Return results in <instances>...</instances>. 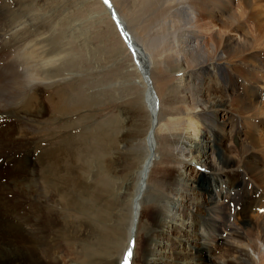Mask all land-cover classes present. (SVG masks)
I'll return each mask as SVG.
<instances>
[{"label": "rangeland", "instance_id": "1", "mask_svg": "<svg viewBox=\"0 0 264 264\" xmlns=\"http://www.w3.org/2000/svg\"><path fill=\"white\" fill-rule=\"evenodd\" d=\"M238 2L241 6L234 1L232 13L237 10H243L245 15L242 19L243 28L239 32H229V30L225 32V29H219L218 26L210 27L207 25L205 27L203 26L205 23H200L202 28L197 30L200 40L198 37L195 39V42L198 40V43H200L203 51V60L207 61V66L210 68V71H207L201 80L203 107L206 108V111L209 110V115L213 117L216 127H222L225 124L223 131L218 137L221 149L216 150V158L222 157V153L230 158L234 164L229 171L230 175L216 179L209 174H205L197 178V171L203 172L199 166L193 167L189 163H184V159L178 157L177 151L172 148L170 151L168 148L170 153L164 150L161 137L165 135L173 143V137L168 131L173 125L167 121L169 118L167 116L169 106L167 103L164 104V97L159 95L157 84L152 79L153 87L159 99V112L161 113L159 129L155 134L158 143V152L156 153L158 158L147 173L145 186L140 196V210L136 230L133 232L134 248L132 249L130 264H152L154 262L157 253L148 254L150 242H153L152 246L155 244L153 249L159 250V253L165 255V251H168L169 246L167 244L170 240L167 239L174 238L176 234L171 229L168 232H166L167 228L163 230L161 228L162 224H155L154 216H158L161 210L165 212L163 213L166 218L159 217L158 220L161 223L168 221L180 222L183 219V212L198 219L199 203L209 199L202 182H212L213 185L220 183L223 179L226 181L223 187H217L218 189L209 188L213 204H220L221 196L226 192H232L227 180L231 182L234 180V178H231L235 174L232 169L234 170L240 165L241 159L239 160V158L244 151L250 152L251 156L249 157L251 160L249 162H254L256 169L257 167L259 168L258 174L262 180V184L259 186L263 195L259 194L256 198L258 201L256 200L257 202H254V205L251 204L250 212L244 223H241L239 217L230 220L228 225L236 228L242 234L241 238H236L224 227L214 234H206L205 227L202 224L203 221L199 217L201 223L195 226L198 235V240L195 242L205 250L199 253V251L187 247L186 244L184 246L177 244L175 251L176 253L184 252L182 255L185 254L184 259L187 258V261H182L183 263L224 264L225 260L223 257L230 254L227 253L228 250L238 249L247 254V260L244 264H261L258 260V255L250 249L243 234L245 233L244 229H247L248 232L252 233L253 237H256L260 232L256 229L258 222L264 219V20H262L264 15H262V19L259 18L263 26L256 24L251 16V14L255 15L258 13L260 9L264 11V0H257L252 6V1L248 0V5L251 7H247L245 2ZM0 13L9 21L7 30L12 33L32 32L33 36L40 41L41 49L52 52V56H55L54 58L58 57L50 72L52 79L50 81L43 80L42 84L44 87H39L36 91L38 101L50 99L55 93L58 95L62 93L67 95L71 102H92L90 105L81 107V109L77 108L67 114L49 112V109H47V112L40 114V117L36 119L37 123L34 132L40 137V140H37L39 142L37 154L41 155L43 151L55 150L57 155H64L65 149H73V144L80 141L81 138L79 139V137L81 135L83 137L87 136L82 138L86 142V144L81 142L83 147H79L77 143L80 151L78 150L79 153L77 152L76 158L70 155L69 162L66 161L68 167L64 170L69 172L70 178L74 177L75 179L81 167L85 163L87 164L85 166H87L88 172L86 171L82 175V184L87 192L85 199L91 205L95 203L94 205L104 212L106 216L105 220L101 222H96L95 220V227L93 228L92 226L90 229L82 224L79 219H76L79 223L74 225V220L72 222L73 226H70L67 233L68 245H66V238L57 244V252L62 255L58 264H122L125 252L129 248V243H131L129 241V226L133 214L132 200L135 194L136 178H138L137 171L140 166L141 156L145 151L143 137L145 136L149 119L143 99L144 85L141 82L142 79L139 73L133 66V58L121 39L111 15L106 11L100 0H0ZM213 35H219L223 38L229 37L231 46H234L235 43L238 44L234 46L233 51L226 53L225 59H223L226 63L225 71L220 75L216 70H213V67H210L212 66L210 59L215 55V46H213L211 41ZM243 35L248 37L252 49L248 47L245 51H242L238 47L243 43ZM253 41L255 42L253 43ZM147 50L151 52L149 47H147ZM151 54L157 67H165L167 70L164 76L162 73L156 72L160 76V79L158 78L159 81L163 77L168 78L167 80L170 81L166 86L168 90L165 91V94H167L165 102H167L169 91L172 90L171 92L173 93H170V96L174 98V104L172 105L175 109L180 110L185 106L187 97L195 94L191 88H189V91H184L181 88L179 79L182 73L175 71L177 66L183 69V64H187V59L179 57L176 61L168 52L161 56H157L154 53ZM253 57L254 60H252ZM167 59L171 63L170 66L165 65L167 64ZM249 60H252L251 63ZM254 61L258 62L259 67L255 65L256 62ZM186 83H188L186 87L194 86L192 79H186ZM225 84L234 88L235 96L231 97L224 92ZM258 86L260 87L259 89H257ZM254 87L255 90H252ZM248 89H251L252 92H257L259 97L253 100L255 103L254 109L246 110L243 113L237 108L244 101L243 91H248ZM244 97L246 98V95ZM226 99L228 101L225 108H217L215 106V101H221L220 103H222V100ZM43 106H41L40 110L43 109ZM200 111L194 112L199 113ZM4 117L8 119L10 115L9 117L3 116L4 124H8L9 129L12 121L8 119V122ZM111 127L114 128L112 131ZM82 132L85 133L83 134ZM107 132L110 140L116 136V143L105 152L91 151V154H87L86 148L92 147L93 141H96L101 134H107ZM236 132H239V138L241 139H238L243 142L237 139ZM12 137L14 143L4 144L2 153L12 160H17L21 156L17 144L18 134ZM66 141H70L71 145L67 144ZM104 141L108 144L107 138ZM57 151H60V153ZM83 159L85 160L84 162ZM72 161H75V165H73ZM42 165V163L37 165L33 163L32 167H34V170L32 169L31 175L32 181L35 180L38 183L37 190L43 184L48 187L43 190V193L39 192L41 196L46 197L51 194V186L55 184L58 186L61 181H65V173L62 166H59L57 169L62 170L50 175L48 171L45 172L40 169ZM202 178H206V180L202 181ZM176 181H181L187 186L185 190V187L183 188L182 186V190L177 195L171 196L167 188ZM103 182H107V184ZM197 182L201 183L198 184V190H194ZM259 182L261 181L256 179V183L259 184ZM52 195L54 196V194ZM188 195L192 204L186 206L185 198ZM49 203L45 207L44 205L48 204L47 200L42 203L38 202L37 207L41 217L48 216L53 225H55L54 229L56 231L54 235H57L58 232H61L58 222L62 223L65 228L69 227H66L67 224L60 220L61 218L58 214H63L65 218H68L71 213H62L57 209L60 206L57 202V207L51 201ZM45 209L54 213L49 214ZM76 212L79 213H74V216L88 217L80 211ZM205 217L213 218L217 223L219 222L216 215L211 212L207 213ZM89 220L91 221L92 219L89 217ZM81 229L85 230V235L79 233ZM88 229L89 231H87ZM94 229L95 233L92 232ZM97 230L100 233H108L111 237L109 236L108 238L109 243L107 242L102 250L99 249L100 251L96 253L95 257H91L88 252H96L97 238L100 239V234ZM162 231V237L167 238L165 240H161L158 235ZM188 236L191 239V234H188ZM77 237L81 240L79 246L82 249L76 245L75 241L77 240L75 238ZM179 238L181 237L179 236ZM72 244L76 246H74L75 249L71 255L68 249L73 248ZM169 244L171 245V242ZM164 245L167 247L165 248ZM189 252L192 253L191 256ZM83 256H87V258L90 256L92 262L82 263L81 258ZM157 258H159L158 255ZM179 262L181 261H176V263ZM171 264H175V262Z\"/></svg>", "mask_w": 264, "mask_h": 264}, {"label": "bare ground", "instance_id": "2", "mask_svg": "<svg viewBox=\"0 0 264 264\" xmlns=\"http://www.w3.org/2000/svg\"><path fill=\"white\" fill-rule=\"evenodd\" d=\"M234 1H236L239 6L241 5L238 1L241 3L245 2L247 7H251L257 0H251V6L248 5V0H107V2L100 0L105 6L106 11L111 15V18L115 16V18L118 19L117 21L120 27L117 28L115 23L114 25L118 29L120 37L127 49L129 50L127 44L134 48L135 55H133L130 50L129 53L132 58L135 56V60L139 64L138 67L133 59V66L139 73L142 79L141 82L144 85L143 99L149 115L147 130L143 137L145 151L141 156L140 166L137 171L138 178H136L135 194L132 200L133 214L129 226L130 242L134 239L133 232L136 230L138 221L140 196L145 186L144 183L147 178V173L158 158L156 154L158 152V143L155 134L159 129L161 113L159 112V99L153 87L152 79H154L157 84L159 95L164 97V104L167 103L169 106V111H167V116H169V118L167 121L169 124L173 125L168 129L173 137V143L168 140L165 135L161 137L164 150L170 153L169 151L172 148L177 151L178 157L184 159V163H189V165L191 164L193 167L199 166L203 172L197 171V178L205 174H209L216 179L223 178L228 174L230 175L229 171L234 165L230 158L223 155V153L222 157L216 158V150L221 149L218 137L221 131H223L222 129L225 124H223L222 127H216L213 117L209 115V110L206 111V108L203 107L204 101L202 100L201 80L204 74L210 71V68L207 66V61L205 62L203 60V51L200 47V43H198V40L195 42V39L198 37L200 40L197 31L202 28L200 23H205L203 25L205 27H207V25L210 27L218 26L219 29H225V32H227L226 30H229V32H239L240 29L243 28L242 19L245 15L243 10H237L235 13H232ZM262 15H264V11L260 9L255 15L251 14L252 20L256 22V24L258 23V25L263 26V23L261 24L259 19H262ZM246 17L248 18V16ZM8 25L9 21L0 13V264H58L62 255L60 252H57V244L66 238V245H68L67 233L70 226H73L72 222L75 220L73 224L77 225L79 222L76 219H79L82 224L90 229L92 226L93 228L95 227V220L96 222H101L105 220L106 216L104 212L94 205L95 203L91 205V203L85 199L87 197V192L82 184V175L85 174L86 171L88 172V168L85 166L87 164L85 163L81 167L75 179L74 177L70 178L68 175L69 172L64 170L68 167L66 161L69 162L70 155L75 158L77 157V152L80 149L77 145L79 144V147H83L81 146V142L82 144H86L82 138L87 136L83 137L81 135V137H79V139L81 138L80 141L77 142L78 144L76 142L73 144L75 149H65L64 155H57L55 150L43 151L40 155L37 154L39 149V142H37V140L39 141L40 137L34 132L37 123L36 119L40 117V114L47 112V109H49V112L67 114L77 108L81 109V107L87 106L88 104L90 105L92 102L89 100H87L89 102H71V100H69L70 98L62 93L61 95L55 93L50 99L47 98L46 100L38 101L36 91L39 87H44L42 84L43 80L50 81L52 79L50 72L58 60V57L54 58L55 56H52V52L50 53L41 49L40 41L33 36L32 32L12 33L10 30H7ZM151 36L153 37L151 38ZM243 36V43L241 42L242 45L238 47H240L242 51H245L248 47L252 49L248 37L246 35ZM228 38L213 35L211 40L213 46H215V55L210 59V64L212 65L210 67H213V70H216L219 75L225 71L226 63L223 59H225L226 53L233 51L234 46L238 45L235 43L234 46H231V41ZM254 42L255 41H253V43ZM147 47L150 48L151 52L147 50ZM166 52L176 61L179 57L187 59V64H183V69L177 66L175 71H180L182 73L179 79L181 81L179 83L181 88L184 89V91H189V88H191L192 92H195V94L187 97V102L184 104L185 106L181 109L179 108L180 110L177 108L175 109L172 105L174 104V98L170 96V93H173L171 92L172 90L169 91L168 99H166L167 102H165V98H167L165 91L168 90L166 86L170 81L165 77L161 78L159 81L158 78L160 79V76L156 72H160L164 76L167 70L165 67H157L151 54L154 53L157 54V56H161ZM252 60H254V57ZM170 64L169 59H167V64L165 65L170 66ZM255 65L259 67L258 62H256ZM252 69L254 70V68ZM188 78L192 79L194 86L189 85L190 87H186L188 84L186 83V79ZM259 88L258 86L257 89ZM223 90L227 95L231 97L235 96L234 88H231L227 84H225ZM252 90H255V87ZM252 90L248 89V91H243L242 93L244 101L241 102V105H239L240 107L238 106L239 108L237 109L243 113L255 107L253 100L259 97V94L255 91L252 92ZM245 95L246 98L244 97ZM227 101V99L222 100V103H220L221 101H215L214 104L217 108H225ZM42 105H44L43 109L40 110ZM199 110H201L199 113L194 112ZM9 115L10 118L8 119H11L10 121L12 122L8 129V124H4L3 116L9 117ZM8 119L6 120L8 121ZM113 129L114 128L111 127V131ZM17 134V144L21 156L17 160H12L3 155L2 146L6 143L13 144L14 139L12 136ZM236 137L237 139L239 138V132H236ZM105 138L108 139V144L105 143ZM116 140V136L110 140L108 132L107 134H101L96 141H93V146L86 148L87 152H85L87 154H91V151L105 152L116 143ZM66 142L70 144V141ZM223 150L225 149L223 148ZM57 152L60 153V151ZM249 153L250 152L244 151L239 158V160L241 159L240 162L238 161L240 165L237 166L236 169H232L235 174L233 175L234 177L231 178H234V180L232 182L227 180L232 192H226L222 195L220 204H213L209 188L218 189L217 187H223L226 181L223 179L220 183H215L213 185L212 182H202L205 193L208 194L209 199L199 203L200 210L198 214L200 220L203 221L202 224L205 227L206 234H214L219 232L220 228L224 227L235 235L236 238H241L242 234H240L236 228L228 224L232 218L237 217H239L241 223H244V220L248 217V213L250 212L251 204L254 205V202L258 201L256 198L262 192L259 186L262 184V180L258 174L259 168L257 167L256 169L254 162H249L251 160L249 157L251 154ZM84 161L83 159V162ZM89 161L91 160L89 159ZM33 163L35 165L42 163L43 165L40 169L45 172L48 171L50 175L63 169L65 181H61V184L58 186L57 184L51 186V194L46 197L41 196L39 192L41 191L43 193V190H46L48 187H45L43 184L40 189L37 190L38 183L35 180L32 181L31 175L32 169L34 170V167H32ZM88 164L90 165V163ZM73 165H75V163ZM59 166H62V169L58 170L57 168ZM256 179H259L261 182H259V184L256 183ZM205 180L206 178H202V181ZM103 183L107 184V182ZM200 183L201 182H197L194 190H198V184ZM170 185L171 186L167 189L171 196L177 195L178 192L182 190V186L183 188L185 187L184 190L187 186L181 183V181H176ZM52 194H54V196ZM99 194L101 195V193ZM190 199L189 195L185 198L186 206L192 204L190 203ZM45 200L48 201V204L44 205L45 207L50 204V201L55 206L57 202V204L60 205L57 209L62 213H71L68 218H65L63 214H58L61 218L60 220H63V222L67 224L66 227H69L65 228L62 223L58 222L57 224L60 225L61 232H58L57 235H54L56 231L54 229L55 225H53L49 217H41L38 210V202L42 203ZM46 211L49 214L54 213L49 210ZM76 211H80L88 217L82 218L74 216V213H79ZM163 212L164 211L161 210L158 216H154L155 224H162L161 228L163 230L167 228L166 232H168V230L170 231L171 229V231H175L176 235L172 239H167L165 237L171 242V245L169 244L170 242H167L169 248L168 251H165V255L159 253V250L153 249L155 246V244L152 246L153 242L149 243L150 248L148 254L157 253L156 259L152 264H171L173 262H175V264H187L182 262L187 261V258L184 259L185 254L182 255L184 252L180 253V251L176 253L175 246L177 244L180 246L186 244L187 247H191L192 250H197L199 253L204 251L205 249H202L195 242L198 240L195 226L200 224L201 221L199 217L197 219L183 212V219L180 222L168 221L161 223L158 218H165V212ZM209 212L216 215L217 220L219 219L218 223L213 218L205 217ZM89 217L92 219L91 221ZM263 220L258 222V227H256V229L260 232L256 237H253L252 233L248 232L247 229H244L245 233L243 234L250 249L258 255V260L261 264H264ZM89 229L87 231H89ZM92 232L95 233V229ZM79 233L85 235V230L81 229ZM98 233L100 234V239L97 238L96 252H88L91 257H95L96 253L102 250L107 242L109 243L108 238L109 236L111 237L108 233ZM188 234H191V239ZM158 235L161 240H165V238L162 237L163 231ZM179 236L181 238H179ZM75 239L77 240L75 241L76 245H78L77 247L81 248L79 246L81 241L80 238L78 239L77 237ZM76 245L72 244L73 248L68 249L69 254H73V250L75 249L74 246ZM166 247L167 246H165V248ZM128 251L129 248L125 254ZM227 253L230 254L223 257L225 260L224 264H244L247 260V254L241 250L229 249ZM191 254L192 253H190V256ZM157 255L159 258H157ZM90 256L88 258L87 256H83V258H81L82 263L92 262ZM176 261L181 262L176 263ZM123 262L124 261H122V264ZM147 262L149 261L147 260Z\"/></svg>", "mask_w": 264, "mask_h": 264}, {"label": "snow or ice", "instance_id": "3", "mask_svg": "<svg viewBox=\"0 0 264 264\" xmlns=\"http://www.w3.org/2000/svg\"><path fill=\"white\" fill-rule=\"evenodd\" d=\"M133 248H134V241H132L129 245V251L125 254L123 264H130Z\"/></svg>", "mask_w": 264, "mask_h": 264}, {"label": "water", "instance_id": "4", "mask_svg": "<svg viewBox=\"0 0 264 264\" xmlns=\"http://www.w3.org/2000/svg\"><path fill=\"white\" fill-rule=\"evenodd\" d=\"M103 1L107 2V0H103ZM109 7H110V6H109ZM127 45H128L129 50H130V51L133 53V55H134V48H133L132 46H129V44H127ZM133 59H134L135 63L138 65V67H139L138 62L135 60V57H134Z\"/></svg>", "mask_w": 264, "mask_h": 264}]
</instances>
